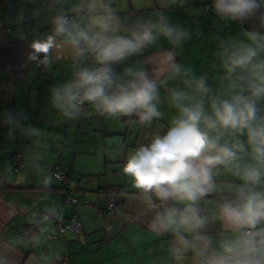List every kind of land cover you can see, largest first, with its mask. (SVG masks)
I'll use <instances>...</instances> for the list:
<instances>
[{
  "label": "crops",
  "instance_id": "0c3cea01",
  "mask_svg": "<svg viewBox=\"0 0 264 264\" xmlns=\"http://www.w3.org/2000/svg\"><path fill=\"white\" fill-rule=\"evenodd\" d=\"M76 3L0 0V255L8 258V264H178L172 253L173 237L152 226L159 201L145 202L144 195L123 173V165L130 153L149 144L156 135L165 134L171 126L178 115L170 106L171 90H183L194 100L200 99L186 82L204 77L210 90L202 97L208 115L213 98L230 99L236 94L239 86L227 77L222 54L238 42H247L249 31H264V23L258 17L244 22L222 20L212 10L213 0H113L114 9L128 23L137 19L156 22L163 14L172 25L188 33V38L175 46L161 37L141 54L115 67L117 72L128 66L154 72L162 115L150 125H141L135 117L100 116L86 105L80 118L64 121L51 108L50 89L78 70L71 50L54 51L51 67L30 62L27 56L31 41L51 31L56 10L63 7L70 14ZM168 53L184 70L174 79L168 72H155ZM57 55L61 58L56 59ZM84 63H91L90 58ZM257 111L264 118V99L257 102ZM8 114L19 121L18 127L5 122ZM27 126L40 129L44 135H23L21 128ZM210 135H219L221 145L231 147L239 140L247 147L245 135L223 129ZM12 153L28 160L19 170L9 159ZM240 155L241 164L255 163L248 152ZM57 165L67 175L77 204L66 200L63 181L52 173ZM49 174L53 183L46 188L42 180ZM213 178L217 191L203 198L199 209L208 221L202 231L215 247L228 235L216 218L218 208L225 199L234 197V188L242 181L223 166L213 170ZM110 186H122L124 192L117 194ZM112 200L121 203V209L103 212ZM55 211L66 219L79 218L81 233H60L50 220H41L32 232L23 233L38 215ZM183 264H192L191 253Z\"/></svg>",
  "mask_w": 264,
  "mask_h": 264
},
{
  "label": "clouds",
  "instance_id": "9594fccd",
  "mask_svg": "<svg viewBox=\"0 0 264 264\" xmlns=\"http://www.w3.org/2000/svg\"><path fill=\"white\" fill-rule=\"evenodd\" d=\"M51 2L64 5L66 0ZM261 8L264 0L212 3L214 13L225 21L244 22L259 13L264 23ZM161 37L175 46L188 38V33L172 25L163 14L156 22L137 19L128 23L114 9L113 0H77L71 14L63 7L56 10L51 31L31 41L27 60L51 67L54 51L71 50L78 70L50 89L51 108L64 121L80 118L87 105L106 118L135 117L141 125H150L162 115L154 72L139 66L117 72L115 67L141 54ZM222 55L227 77L239 86L236 94L230 99L213 98L208 115L202 97L210 90L204 77L186 82L200 99L194 100L183 90H171L170 106L178 112L171 126L165 134L156 135L149 144L130 153L123 165V173L144 195L145 202L159 201L152 226L173 237L172 253L178 264H183L189 253L192 264H264V118L257 111V102L264 99V31H249L247 42L236 43ZM89 58L91 63L85 64ZM182 71L171 53L155 70L159 75L170 73L172 79ZM5 122L12 128L19 126L12 114ZM218 129L245 135L247 147L239 140L231 147L221 145L219 135H210ZM21 131L27 137L44 135L32 126ZM245 152L254 164L240 163V154ZM217 166L233 171L242 182L235 186L234 197L225 199L218 208L216 218L228 235L213 247L211 238L202 231L208 221L199 204L217 191L213 178ZM52 183V174L42 180L46 188ZM59 216L55 211L48 219ZM0 264H8V258L0 255Z\"/></svg>",
  "mask_w": 264,
  "mask_h": 264
},
{
  "label": "built area",
  "instance_id": "2783aa9c",
  "mask_svg": "<svg viewBox=\"0 0 264 264\" xmlns=\"http://www.w3.org/2000/svg\"><path fill=\"white\" fill-rule=\"evenodd\" d=\"M207 9H208V5H205V10H207ZM261 12H264V11H261ZM258 18L260 19L259 13H258ZM10 159L12 160V162H14L16 169H18L21 166L22 157L20 154L14 153L10 156ZM52 172H53L54 176L57 177L58 179L62 180L66 186L68 185V182L66 180V175L60 170V168L58 166L53 167ZM66 200L72 204H77V199L73 196H68ZM106 209H107V213H110V211H112V210H119V206H117L116 201H110L107 204ZM48 215L49 214H43L41 216V218L36 219L31 225L27 226L28 228H26L23 231V233L28 234V233L32 232L33 229L37 227L38 222L41 219L49 220ZM51 221L54 222V224L56 225V227L60 233H64L65 231H70L74 234H79L83 229L82 223H81L80 219L77 217H70V218L66 219L62 216V214H60V216L57 219L51 220Z\"/></svg>",
  "mask_w": 264,
  "mask_h": 264
},
{
  "label": "trees",
  "instance_id": "16d2710c",
  "mask_svg": "<svg viewBox=\"0 0 264 264\" xmlns=\"http://www.w3.org/2000/svg\"><path fill=\"white\" fill-rule=\"evenodd\" d=\"M261 11H262V9H261ZM256 17H258V14H257V16ZM86 107V106H85ZM12 154H14V153H12ZM12 154H10L9 155V159H10V156L12 155ZM19 154V153H18ZM21 155V154H20ZM21 157H22V164H21V166L18 168V169H16L15 168V164H14V162H12L13 163V165H14V168H15V170H19L21 167H22V165L25 163V162H27L28 160H27V158L26 157H23L22 155H21ZM11 160V159H10ZM12 161V160H11ZM59 168H60V166L59 165H57ZM53 167H55V166H53ZM53 167H52V169H53ZM60 170H61V168H60ZM62 171V170H61ZM63 172V171H62ZM53 173V172H52ZM64 173V172H63ZM65 174V173H64ZM66 175V174H65ZM66 180H67V175H66ZM67 182H68V180H67ZM64 183V182H63ZM65 185V184H64ZM64 188H66V190H67V192H68V194H67V197L68 196H73L72 194H71V191H72V189L70 188V185H69V182H68V185L66 186H64ZM108 188H110L113 192H115V193H120V192H124V190H123V187L122 186H110V187H108ZM74 197V196H73ZM77 199V198H76ZM112 201H114V200H112ZM77 202H78V199H77ZM87 201H86V199H83V203H86ZM110 202V201H109ZM108 202V203H109ZM107 203V204H108ZM117 203V206H119V210L121 209V206H122V204L121 203H118V202H116ZM107 204H106V206L104 207V209H103V212H105V213H107V209H106V207H107ZM43 215V214H42ZM42 215H38L37 217H36V219H39V218H41V216ZM41 220H43V219H41ZM40 220V221H41ZM28 226V225H27ZM57 228V227H56ZM81 233V232H80ZM79 233V234H80ZM74 234V233H73ZM79 234H74V235H79Z\"/></svg>",
  "mask_w": 264,
  "mask_h": 264
}]
</instances>
